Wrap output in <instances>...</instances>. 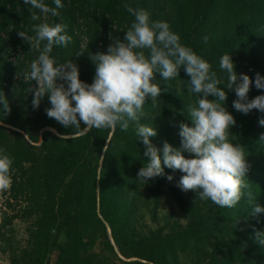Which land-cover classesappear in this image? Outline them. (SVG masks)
<instances>
[{"label": "trees", "instance_id": "16d2710c", "mask_svg": "<svg viewBox=\"0 0 264 264\" xmlns=\"http://www.w3.org/2000/svg\"><path fill=\"white\" fill-rule=\"evenodd\" d=\"M45 3L51 7L55 6L53 0H45ZM62 3L64 7L58 9L60 16L52 17L50 24L66 25L65 32L72 39L67 47H54L51 55L58 64L69 60L76 63L79 67L80 79L86 83L91 84L95 77V64L90 59V54L107 53L104 48L107 46V36L114 35L111 23H116L121 27L120 32L124 34L126 28L123 24L130 26L134 17L125 11L123 5L131 4L133 7L147 10L153 20L168 22L170 29L180 36L181 43L206 59L211 64L212 70L225 80V85L226 73L219 68V61L223 55L231 54L237 74H248L253 80L248 94L249 100L258 95H264V89L255 87L256 73L264 76V51L261 53L252 51L250 43L244 38L241 42L231 40V37L215 39L211 33H208V29L212 30L217 18L222 19L220 16L222 12H237L239 13L237 16H241L242 9L246 5L247 8L241 20L246 24L256 26L264 24V0H171L170 2L168 0H62ZM31 11L39 14V10L31 9V6L25 5L23 0H0V16L4 17L0 30L9 22L14 32L20 26L33 23L30 17ZM79 20L87 28V39L83 47L80 46L74 33V27ZM207 26L209 27L206 29ZM204 36L208 37L207 44L203 41ZM99 41H102L101 45L98 44ZM3 47L0 37V93L6 96L11 110L6 112L0 104V120L24 131L32 142H37L40 138V144H30L20 131L7 129L0 124V149H4L14 161L10 187L12 197L14 199L22 197L27 201L23 208L26 216L36 215L30 233V243L34 252L43 251V248H53L58 251L57 264L79 263L82 230L79 212H85L83 200L87 194L88 182L97 177V162L107 138L109 142L104 148L98 172L99 208L102 217L108 223L112 239L123 252L118 235L119 225L109 215L110 207L107 201L120 203L121 193L119 191L128 186V175L144 166V159H147L142 155L146 150L145 145L141 142L129 144L128 148L120 147L118 145L121 130L119 126L114 130L93 128L83 133L80 131L81 134L73 137L59 136L58 134H74L77 130L65 128L47 116L45 106L50 104L47 95L42 99L39 110L34 115H28L27 111L17 108L9 93L12 86L10 78L23 64L17 67L6 64L2 57ZM79 52H84V54L77 57ZM73 55L75 56L72 57ZM189 80L190 77L186 72L180 71V76L170 81L163 80L157 73L154 82L165 91L152 104L153 109L150 114L158 115L175 110L182 114L184 111L186 112L185 123L193 126L192 121L187 117L186 107L188 104L195 103L198 96L188 92ZM59 83H64L67 87V82L59 81ZM225 90L228 98L224 106L236 120V125L231 129L230 139L244 146L251 173L247 181L256 196L257 204L264 207V141H259L260 136L264 134V126L259 124V120L264 113L255 109L249 114L237 111L233 107V101L237 99L235 92ZM13 94H15V88ZM20 98L23 99V94ZM150 98L146 99L144 107L148 106ZM28 99L33 100L34 95L29 96ZM209 99L214 98L209 97ZM147 114L148 111L144 109L141 118ZM45 126L53 130L44 129L39 137V130ZM81 126L83 128V125ZM10 134L14 136L12 142L9 139ZM175 134L166 130L161 134L162 144L152 141L157 148L161 149V156L163 155V142ZM154 180L160 183L163 177H157ZM90 196L95 200L94 185L91 186ZM246 199L245 196L241 202L251 218V232L254 234L255 229L264 232V212L258 216H251V208L246 204ZM95 205L96 201L93 202V208L91 206V212L88 213L92 217H96ZM10 220V217L5 218L4 223H0V228H3ZM95 221L102 224L105 243L115 254L109 240L107 226L98 218ZM52 230H54L53 235ZM169 243L170 241L166 240L150 245L149 251H156L155 248ZM142 256L147 260L150 258L149 255L142 254ZM237 258L248 260L249 262L245 264H264V247L256 243L246 255L241 254ZM235 261L231 260L224 264H234ZM123 264L146 263L132 260L123 262ZM238 264L244 263L239 260Z\"/></svg>", "mask_w": 264, "mask_h": 264}, {"label": "clouds", "instance_id": "9594fccd", "mask_svg": "<svg viewBox=\"0 0 264 264\" xmlns=\"http://www.w3.org/2000/svg\"><path fill=\"white\" fill-rule=\"evenodd\" d=\"M23 2L52 17H59L58 9L64 7L62 0H53L54 7L45 0ZM123 7L134 20L124 39H116L109 45L107 53L90 54L95 64L91 84L80 79L76 63L69 60L58 64L51 55L54 47H67L71 42L72 38L65 32L66 25L45 21L32 26L34 36L25 31L18 32L19 37L39 52L26 75L38 85L29 89L34 93L33 107L38 109L47 95L51 105L46 109L47 116L65 128L76 129V135L82 130H114L117 126L127 131L129 122H136V135L146 149L142 155L147 158L138 171L139 181L149 182L164 176L165 167L178 170L183 175L177 186L183 191H195L198 199L211 201L220 208H234L246 196L251 216H258L264 212V207L257 204L245 179L250 165L244 146L230 139L236 120L224 106L228 98L225 89L235 92L237 99L233 101V107L243 114L254 109L264 113V95L249 100L253 80L248 74H237L231 54L223 55L219 61V68L226 73L225 85V80L212 70L206 59L181 43L180 36L170 29L168 22L153 20L147 10L131 4ZM30 17L32 21L41 19L36 11H31ZM203 41L207 44L208 37L204 36ZM83 54L79 52L77 57ZM181 67L190 77L188 92L198 96L195 103L186 107L193 126L181 122V148H173L165 142L161 156V149L152 142V138L158 135L157 129L141 123V116L146 99L151 97L154 104L165 91L154 82L156 74L159 73L165 81L175 80L180 76ZM59 81L67 82V87ZM255 87L264 89V76L259 73L255 76ZM0 104L10 112L3 93H0ZM182 114L185 115L184 111ZM259 124L264 126V116ZM259 141H264V134ZM185 152L191 158L186 157ZM13 162V158L0 149V192L11 187ZM173 179V176H167L168 181ZM254 240L264 247V232L255 229Z\"/></svg>", "mask_w": 264, "mask_h": 264}, {"label": "rangeland", "instance_id": "374dc122", "mask_svg": "<svg viewBox=\"0 0 264 264\" xmlns=\"http://www.w3.org/2000/svg\"><path fill=\"white\" fill-rule=\"evenodd\" d=\"M175 7L177 6L175 5ZM246 8L247 5L243 7L241 16H237L239 15L237 12H222L220 14L222 19L217 18L216 22L213 23L212 30L208 29V33H211L215 39L231 37V40L241 42L244 38L250 43L252 51L261 53L264 51V24L256 26L255 24H246L241 20ZM38 15L41 17L39 21L20 26L16 32H14L10 22L0 30V37L4 46L2 50L4 62L15 67L23 64L15 70L10 78L12 85L9 91L11 100L17 108L27 111L28 115H34L39 110V108L33 107V100L28 99L29 96L34 95L29 89L37 88V82L30 81L26 77L30 63L38 57L39 52L19 37L18 32L25 31L28 35L34 36L35 33L32 31L34 24L45 21L50 23L52 19L50 14L45 16L39 12ZM1 23H4V17L0 16ZM110 25L116 37L110 34L107 36L108 42L107 46H104L105 51H108L109 45L113 44L116 39L123 40L130 27L124 23L126 31L121 34V27L116 23ZM86 31V25L79 20V23L74 27V33L81 47L85 45L87 39ZM101 43L102 41H99L98 44L101 45ZM180 71L185 72L184 67H181ZM14 88L15 94H13ZM21 94H23V99L20 98ZM49 107H51L50 104L46 105L45 111ZM144 109L148 111V114L141 118L140 122L157 129L158 135L153 137L152 141L156 144H162L161 134L169 130L176 134L169 136L165 141L163 140V144L167 142L173 148H181L179 125L181 122H186V112H184L185 115L176 110L158 115L150 114L153 109L152 100ZM0 124L7 129L20 131L2 120H0ZM136 128V122L130 121L127 131L120 130L118 139L120 147L128 148L129 144L142 142L136 135ZM44 129L53 130L45 126L39 130V137ZM20 132L30 144H40V138L37 142H32L24 131ZM58 135L73 137L76 134ZM9 139L11 142L14 140L13 134H10ZM108 142L109 138L105 141L99 155L97 177L88 182L87 194L83 200L85 212H79L82 230L80 233L81 259L78 264H123V262L132 260L146 264H215L216 262L217 264H224L231 260H236L234 264H238L239 260L244 264L249 262L237 258L238 255H246L247 251L256 244L254 234L251 232V218L246 213V207L243 206V203L240 202L234 208H220L211 201L200 200L197 192H185L177 186L183 173L167 167L164 169L165 175L162 176L163 180L160 183L154 179L149 182L139 181L137 174L141 168L132 172L127 177L128 186L119 191L121 193L120 203L107 201V205L110 207L108 213L119 225L118 235L123 248L122 252L113 240L117 247L115 249L113 246L115 253L113 254L107 247L102 235V224L95 221L98 218L107 226V229L109 228L108 223L100 213L98 181L104 148ZM184 155L191 158L187 152ZM168 175L173 176L174 179L168 181ZM250 175L251 173L248 172L245 179L248 180ZM92 185L95 187V200L90 196ZM94 201H96L94 207L96 217L88 215L91 212V206L93 208ZM26 204L27 201L22 197L14 199L10 188L0 192V223L3 224L5 218H11L8 224L0 228V264H57L58 251L56 249L43 248V251L34 252L30 243V233L36 215L26 216L24 214L23 208ZM53 234L54 230H52ZM166 240H169L170 243L155 248L156 251H149L150 245H156L158 242ZM142 254L149 255V260L145 259Z\"/></svg>", "mask_w": 264, "mask_h": 264}, {"label": "water", "instance_id": "95a60500", "mask_svg": "<svg viewBox=\"0 0 264 264\" xmlns=\"http://www.w3.org/2000/svg\"><path fill=\"white\" fill-rule=\"evenodd\" d=\"M85 131H86V130H83L81 133H83V132H85ZM108 229H109V228H108ZM109 233H110V230H109ZM109 237H110V241H111V243L113 244V246L115 247V249H117V247H116V245H115V243H114L112 237L110 236V234H109Z\"/></svg>", "mask_w": 264, "mask_h": 264}, {"label": "bare ground", "instance_id": "6f19581e", "mask_svg": "<svg viewBox=\"0 0 264 264\" xmlns=\"http://www.w3.org/2000/svg\"><path fill=\"white\" fill-rule=\"evenodd\" d=\"M108 233H109V229H108ZM110 234V233H109Z\"/></svg>", "mask_w": 264, "mask_h": 264}]
</instances>
